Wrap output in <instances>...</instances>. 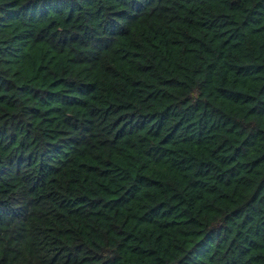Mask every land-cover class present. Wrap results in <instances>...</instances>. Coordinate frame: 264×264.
<instances>
[{
	"label": "trees",
	"instance_id": "1",
	"mask_svg": "<svg viewBox=\"0 0 264 264\" xmlns=\"http://www.w3.org/2000/svg\"><path fill=\"white\" fill-rule=\"evenodd\" d=\"M0 264H264V0H0Z\"/></svg>",
	"mask_w": 264,
	"mask_h": 264
}]
</instances>
